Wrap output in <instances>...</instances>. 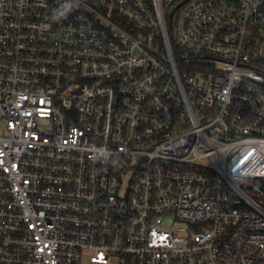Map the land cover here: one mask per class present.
Returning <instances> with one entry per match:
<instances>
[{
  "label": "built area",
  "instance_id": "built-area-1",
  "mask_svg": "<svg viewBox=\"0 0 264 264\" xmlns=\"http://www.w3.org/2000/svg\"><path fill=\"white\" fill-rule=\"evenodd\" d=\"M0 264H264V0H0Z\"/></svg>",
  "mask_w": 264,
  "mask_h": 264
},
{
  "label": "rangeland",
  "instance_id": "rangeland-1",
  "mask_svg": "<svg viewBox=\"0 0 264 264\" xmlns=\"http://www.w3.org/2000/svg\"><path fill=\"white\" fill-rule=\"evenodd\" d=\"M174 33H176V32H175V29H174Z\"/></svg>",
  "mask_w": 264,
  "mask_h": 264
}]
</instances>
